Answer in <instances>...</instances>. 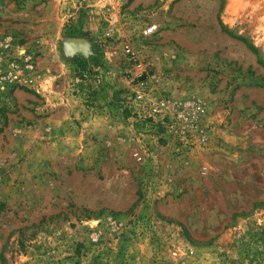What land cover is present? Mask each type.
Segmentation results:
<instances>
[{"label":"rangeland","instance_id":"374dc122","mask_svg":"<svg viewBox=\"0 0 264 264\" xmlns=\"http://www.w3.org/2000/svg\"><path fill=\"white\" fill-rule=\"evenodd\" d=\"M0 264H264V0H0Z\"/></svg>","mask_w":264,"mask_h":264},{"label":"built area","instance_id":"2783aa9c","mask_svg":"<svg viewBox=\"0 0 264 264\" xmlns=\"http://www.w3.org/2000/svg\"><path fill=\"white\" fill-rule=\"evenodd\" d=\"M155 28H156L155 25H152V26L147 28V32L152 33L155 31ZM140 96H142V95H140ZM166 108H167L166 99H161L160 101L154 102L153 104L150 105L151 114L160 113L163 110H165Z\"/></svg>","mask_w":264,"mask_h":264},{"label":"bare ground","instance_id":"6f19581e","mask_svg":"<svg viewBox=\"0 0 264 264\" xmlns=\"http://www.w3.org/2000/svg\"><path fill=\"white\" fill-rule=\"evenodd\" d=\"M77 39H78V38H77ZM79 42H80V41H79ZM79 42H78V43H79ZM82 45H83V44H82ZM82 45H81V46H82ZM78 46H79V45H78Z\"/></svg>","mask_w":264,"mask_h":264}]
</instances>
